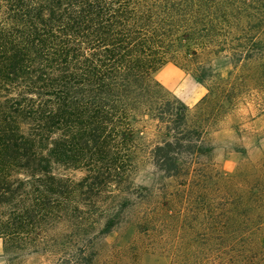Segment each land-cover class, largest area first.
Here are the masks:
<instances>
[{
	"label": "trees",
	"instance_id": "obj_1",
	"mask_svg": "<svg viewBox=\"0 0 264 264\" xmlns=\"http://www.w3.org/2000/svg\"><path fill=\"white\" fill-rule=\"evenodd\" d=\"M223 53L264 76V0H0L4 249L59 244L90 264L93 239L154 194L132 177L141 150L175 181L159 197L187 203L183 217L201 214L195 186L209 176L189 163L212 154L205 121L232 92L214 79L212 57ZM167 62L207 83L194 119L155 78ZM147 121L158 133L152 144L140 141ZM150 220L138 215L142 234Z\"/></svg>",
	"mask_w": 264,
	"mask_h": 264
},
{
	"label": "rangeland",
	"instance_id": "obj_2",
	"mask_svg": "<svg viewBox=\"0 0 264 264\" xmlns=\"http://www.w3.org/2000/svg\"><path fill=\"white\" fill-rule=\"evenodd\" d=\"M212 65L215 81L232 92L218 116L205 121L204 137L213 145L212 154L189 163L192 174L209 176L195 186L205 199L201 214L194 211L183 217L187 203L178 201L172 207L159 197L163 185L172 191L175 181L141 150L132 157V177L154 194L146 204L129 209L108 233L93 239L90 264H264V76L256 73L254 63L233 66L224 53L212 57ZM155 78L188 105L190 118L200 113L207 83H200L190 67L167 62ZM142 125L140 141L152 144L158 137L153 122ZM141 211L151 216L146 234L136 226ZM58 245L45 248L42 242L37 251L15 254L4 249L0 238V264L78 263L73 253L56 251Z\"/></svg>",
	"mask_w": 264,
	"mask_h": 264
}]
</instances>
